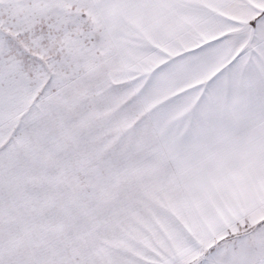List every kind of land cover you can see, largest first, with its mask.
Listing matches in <instances>:
<instances>
[{
  "label": "snow or ice",
  "instance_id": "obj_1",
  "mask_svg": "<svg viewBox=\"0 0 264 264\" xmlns=\"http://www.w3.org/2000/svg\"><path fill=\"white\" fill-rule=\"evenodd\" d=\"M0 264H264V0H0Z\"/></svg>",
  "mask_w": 264,
  "mask_h": 264
}]
</instances>
